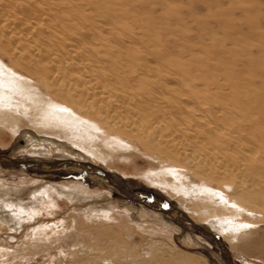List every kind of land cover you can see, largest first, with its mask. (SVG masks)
Instances as JSON below:
<instances>
[{
  "label": "bare ground",
  "instance_id": "bare-ground-1",
  "mask_svg": "<svg viewBox=\"0 0 264 264\" xmlns=\"http://www.w3.org/2000/svg\"><path fill=\"white\" fill-rule=\"evenodd\" d=\"M217 7L208 23L163 0H0V129L76 140L110 167L139 148L159 161L143 177L189 197L193 206L179 209L193 222L258 248L250 236L264 223V16L236 22ZM16 206H2L16 221L38 211ZM103 209L94 219H119Z\"/></svg>",
  "mask_w": 264,
  "mask_h": 264
},
{
  "label": "rangeland",
  "instance_id": "rangeland-1",
  "mask_svg": "<svg viewBox=\"0 0 264 264\" xmlns=\"http://www.w3.org/2000/svg\"><path fill=\"white\" fill-rule=\"evenodd\" d=\"M199 2L201 5L196 7V0H163L166 7L182 11L185 18L199 22L211 23L215 19L211 2L220 7L215 11H223L227 19L236 22L244 21L248 15L264 16V0ZM130 152L136 156L118 160L110 167L96 161L76 140L40 134L31 127L17 133L0 129V154L18 160L93 162L112 173L111 179L106 180L73 167L48 171L5 169L0 165V219L6 220L0 221V264H138L142 260L161 264L162 260L152 256L156 252L166 255L164 262L186 255L199 264H225L220 250L192 225L145 205L181 209L182 203L189 207L193 203L189 197L151 184L143 174L150 164L159 161L139 148H131ZM35 192L44 195L35 200L32 196ZM82 198L85 200L81 201ZM4 203L38 211L34 217L16 221L2 207ZM99 209L111 210L119 219L111 223L94 219ZM221 239L236 264H264V223L250 236L258 241V248H238Z\"/></svg>",
  "mask_w": 264,
  "mask_h": 264
},
{
  "label": "water",
  "instance_id": "water-1",
  "mask_svg": "<svg viewBox=\"0 0 264 264\" xmlns=\"http://www.w3.org/2000/svg\"><path fill=\"white\" fill-rule=\"evenodd\" d=\"M0 165L1 167L5 169H16V170H25L28 168H38L42 170H58L62 168H80L85 173L90 175H97L100 176L106 180L111 179L112 173L105 170L104 168L96 169L90 162H84V161H77L74 159H67V160H55L53 162L50 161H35V160H18L15 158H12L8 155L0 154ZM147 207L154 209L156 211H161L164 213V215H171L175 218L177 221H181L184 223H188L194 227L198 232H200L202 235L208 237L213 244L220 250L221 257L224 260L225 264H236L231 256L229 255L227 251V246L221 241L220 237L211 232L208 228H206L203 225L197 224L193 222L184 212H182L177 207H169L167 205H158L156 207L148 206V204H145Z\"/></svg>",
  "mask_w": 264,
  "mask_h": 264
}]
</instances>
